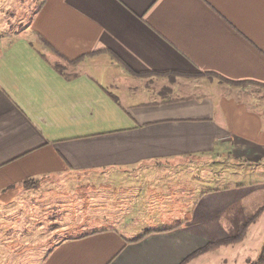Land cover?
Segmentation results:
<instances>
[{
	"label": "crops",
	"instance_id": "1",
	"mask_svg": "<svg viewBox=\"0 0 264 264\" xmlns=\"http://www.w3.org/2000/svg\"><path fill=\"white\" fill-rule=\"evenodd\" d=\"M33 4L0 29V264H182L237 236L264 207V0ZM262 243L264 213L186 264Z\"/></svg>",
	"mask_w": 264,
	"mask_h": 264
},
{
	"label": "rangeland",
	"instance_id": "2",
	"mask_svg": "<svg viewBox=\"0 0 264 264\" xmlns=\"http://www.w3.org/2000/svg\"><path fill=\"white\" fill-rule=\"evenodd\" d=\"M17 1H19V0H0V27H1L0 29L11 31L14 36L17 35L20 31V29L18 30L20 22H21L20 18L28 15V14H26V12H29L31 10L30 7L35 8V6H34L35 4H33V3L35 1H39V0H27L26 1L27 4H25V5H23L22 3L21 4L12 3V2H17ZM11 11L12 12L13 11L18 12L19 14L14 13V15H12V16H7L5 14V12H11ZM7 23L11 24L12 27H9L7 25ZM249 244L256 251L258 250V241L257 240L250 241ZM263 245L264 244L262 243L260 252L263 248ZM256 251H254V252H256ZM243 254L244 253H242L240 256H238V258H237L238 264H240L241 257L244 256Z\"/></svg>",
	"mask_w": 264,
	"mask_h": 264
},
{
	"label": "trees",
	"instance_id": "3",
	"mask_svg": "<svg viewBox=\"0 0 264 264\" xmlns=\"http://www.w3.org/2000/svg\"><path fill=\"white\" fill-rule=\"evenodd\" d=\"M43 5V2L41 1L40 3V7ZM56 69L64 74V68L63 66L62 67H59V66H56ZM264 213V207L262 209H260L254 216L250 217L246 222H244L241 227H240V230L238 232V235L235 236V237H229L223 241H218L216 243H210L208 245H206L205 247L201 248L200 250L194 252L192 255H190L182 264H186L187 262H189L190 260L204 254V253H207L209 251H213L221 246H224V245H230V244H235V243H239L240 241H242L246 235V232L249 228V226L251 224H253L254 222H256V220ZM171 228L169 229H165V230H162V231H168L170 230ZM153 231L151 232H147L146 234L140 236L139 238H137L136 240H140L142 238H144L145 236L151 234ZM252 264H264V245H263V248L259 254V257L258 259L252 263Z\"/></svg>",
	"mask_w": 264,
	"mask_h": 264
}]
</instances>
